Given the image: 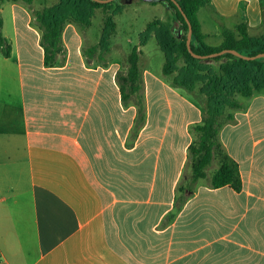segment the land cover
Here are the masks:
<instances>
[{
	"label": "crops",
	"instance_id": "obj_1",
	"mask_svg": "<svg viewBox=\"0 0 264 264\" xmlns=\"http://www.w3.org/2000/svg\"><path fill=\"white\" fill-rule=\"evenodd\" d=\"M36 1L1 6L12 53H0V264H264V94L220 118L242 188H214L217 153L193 177L205 99L174 87L164 63L154 73L140 48L143 88L124 104L117 29L107 53L93 49L104 10L67 24L46 66L35 12L56 0ZM247 1L240 25L264 37Z\"/></svg>",
	"mask_w": 264,
	"mask_h": 264
},
{
	"label": "trees",
	"instance_id": "obj_2",
	"mask_svg": "<svg viewBox=\"0 0 264 264\" xmlns=\"http://www.w3.org/2000/svg\"><path fill=\"white\" fill-rule=\"evenodd\" d=\"M4 1H23L27 4L33 0H0V53L11 57L12 45L4 36L1 6ZM133 0H115L101 4L93 0H56L50 6H45L35 12V22L42 31L41 45L44 48L45 65L56 66L58 57L63 52V31L67 24L83 27L90 26L99 9H106L103 27L98 45L93 49H100L102 53L110 50V39L117 29L115 17L122 13L125 4ZM161 1L174 15V22L169 24L162 20H154L147 24V28L139 35L138 44L127 56V70L117 74V82L122 101L128 104L133 95H139L143 88V72L140 67V47L155 39L165 56L163 74L171 78L174 87L182 88L190 93H198L204 99L205 118L198 126L199 140L198 154L201 157L193 165V177L204 178L211 157L217 153L220 157V167L212 176V186L220 188L231 186L236 191L242 188V180L238 165L221 148L217 140L221 127L220 118L226 115L227 120L233 119V113L245 106L238 98L247 100L258 94H264V58L245 60L233 54H224L211 59H198L192 56L187 47L189 25H192V50L199 55H211L222 50H237L246 56H256L264 53V37L250 36L245 24L237 30L226 29L223 32V43L220 46H209L204 42L205 36L201 32L198 12L211 4L212 0H176L181 7L172 0ZM183 36L178 37L179 31ZM183 60L184 65L179 67ZM218 65L215 66V64ZM137 105L143 114L145 105L139 96ZM195 150L194 146L190 147Z\"/></svg>",
	"mask_w": 264,
	"mask_h": 264
},
{
	"label": "rangeland",
	"instance_id": "obj_3",
	"mask_svg": "<svg viewBox=\"0 0 264 264\" xmlns=\"http://www.w3.org/2000/svg\"><path fill=\"white\" fill-rule=\"evenodd\" d=\"M39 3L40 0H37L35 6L39 5ZM243 5V2H238V0H212L210 5L200 10L199 14L204 23V31L210 34L207 39V44L212 46L220 45L223 41L222 32L224 30H235L241 23L245 22L241 17L240 11V7ZM248 7L252 15L259 16L261 23H264V0H259V2L258 0H251L248 2ZM99 10L106 11V9ZM171 16L172 12L161 1L148 2L145 0H133L125 4L123 12L115 17L117 23L116 36L120 41V44L116 47L115 60L127 63V55L138 44L139 35L146 30L147 24L156 19L169 23ZM94 22L98 23L97 19ZM256 30L261 31V34H259L260 32L257 34L258 36H264V25L257 27ZM179 36L180 33H178ZM182 36L183 33L181 34ZM140 48L143 50L144 56L148 59V67L154 73H159L165 61V56L156 40L153 38L147 45ZM183 65L184 62L181 60L179 67ZM187 94L189 97H192L190 92ZM236 97L243 104L246 103V99H241L240 95ZM158 103L159 100L155 98L154 94L152 97V107L154 108ZM154 115L156 114L153 112Z\"/></svg>",
	"mask_w": 264,
	"mask_h": 264
},
{
	"label": "water",
	"instance_id": "obj_4",
	"mask_svg": "<svg viewBox=\"0 0 264 264\" xmlns=\"http://www.w3.org/2000/svg\"><path fill=\"white\" fill-rule=\"evenodd\" d=\"M93 1H96V2H99L101 4H107V3H110V2H113L115 0H93ZM145 1H148V2H156V1H159V0H145ZM177 6L179 9H181V7L179 6L178 2L176 0H172ZM187 22H188V25H189V31H188V34H187V47H188V50L189 52L192 54L193 57L195 58H198V59H211V58H214V57H218L220 55H224V54H233L234 56L236 57H239V58H242V59H245V60H256V59H260V58H264V53H260L256 56H246V55H243L242 53L238 52L237 50H232V49H226V50H222L218 53H214V54H211V55H199V54H196L193 52L192 50V36H193V30H192V25L191 23L189 22L188 19H186ZM180 35L182 34V31L180 30L179 31Z\"/></svg>",
	"mask_w": 264,
	"mask_h": 264
}]
</instances>
